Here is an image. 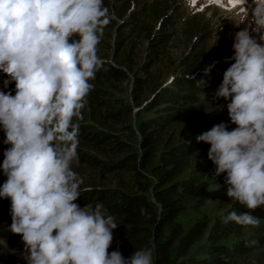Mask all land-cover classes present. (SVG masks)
Listing matches in <instances>:
<instances>
[{"label": "clouds", "instance_id": "1", "mask_svg": "<svg viewBox=\"0 0 264 264\" xmlns=\"http://www.w3.org/2000/svg\"><path fill=\"white\" fill-rule=\"evenodd\" d=\"M235 16L232 62L213 93L228 122L196 139L210 146L224 195L248 210L229 212L223 223L256 227L252 211L264 207V0H239ZM110 20L104 0H0V200L10 205L7 231L23 244L18 253L0 237V250L24 264H154V245L127 258L109 252L116 217L102 203H76L79 121Z\"/></svg>", "mask_w": 264, "mask_h": 264}, {"label": "trees", "instance_id": "2", "mask_svg": "<svg viewBox=\"0 0 264 264\" xmlns=\"http://www.w3.org/2000/svg\"><path fill=\"white\" fill-rule=\"evenodd\" d=\"M134 1L139 6L138 0H130L129 4L119 8L121 11H115L118 6L109 11L118 13L120 19L125 18V12ZM145 7L148 8L147 23L162 12L158 2H145L141 9ZM143 10H133L131 24L136 25V30H130V39L142 34L140 28L143 24L137 25L136 20L143 17ZM177 11L175 7L171 23L178 22ZM112 22L110 20L109 25ZM123 27L120 26L121 29ZM167 35L165 40H156L159 47L153 55L135 63L137 77L131 93L132 105L122 98L121 85L130 70L124 69L120 63L102 61L95 79L91 81L94 87L79 121V161L74 164V171L79 174L77 168L85 167L99 175L125 173L130 184L125 186L120 181L116 189H112L106 185H90L93 182H88L92 179H87L76 203L81 207L88 203L93 206L97 202L102 203L116 217L119 226L113 232V242L108 251L118 249L125 258L133 250L154 245V264H260L257 259L262 256V251L257 249L263 245L264 232L259 237L244 235V226L234 222L224 224L223 220L209 225L206 215L201 214L207 205L209 183L200 179L192 169V159L199 147L206 144L197 142L199 135L191 141L187 138L208 114L206 108L200 106L210 99L203 101L199 96V93L207 92V87L203 84L197 86L202 79L198 72L206 67L194 70L195 65H191L190 73H176L156 92V83L171 71L166 60L158 59L168 47L170 34ZM132 45V41L125 42L122 36L118 37L115 55L119 61L127 60L126 55ZM123 47L128 48V53L119 56ZM150 91L154 93L144 101ZM142 104L144 106L135 116V130L140 134L136 147L131 143L136 139L134 130L126 123L132 121L133 107ZM145 113H151L150 117L142 121L138 115ZM124 127L131 142L126 143L119 136L124 134L121 132ZM246 211L241 205L234 209L239 214ZM254 211L252 215L258 219L264 217L263 209ZM191 214H200L201 217L191 220L188 218ZM181 216H187L186 221H182ZM1 236L7 237L9 246L22 250L19 235L9 233L5 227Z\"/></svg>", "mask_w": 264, "mask_h": 264}, {"label": "rangeland", "instance_id": "3", "mask_svg": "<svg viewBox=\"0 0 264 264\" xmlns=\"http://www.w3.org/2000/svg\"><path fill=\"white\" fill-rule=\"evenodd\" d=\"M116 3L109 0H104V4L107 5L108 10L110 8L117 9L115 11L119 12L120 7L126 6L129 4L130 0H115ZM139 6L134 3L130 4L128 7L127 14L125 12V18H119L118 13L114 14L113 11H109L111 16L112 24H108L105 27L104 33L101 37L100 43L98 45V56L102 61H107L110 64H114L115 61L120 63L121 66L127 71L128 78L122 83L121 87L123 89L122 98L128 105H132V91L135 86V79L137 77L136 64L140 59H146L148 55H153L155 50L159 47L157 46L156 40L163 39L165 40L170 34V39L168 42V47L164 48L163 54H160L159 60L165 61L167 65L171 68V71L166 74L160 80L155 87L156 92L161 86L172 80L174 75L179 72L192 71L190 69L191 65H195L194 70L212 65V62L221 61L223 59L226 61V58L233 55L232 52V39L233 34L239 29L234 24V21L237 19L235 12L237 11L239 0H138ZM147 2L152 4L158 2V8L161 9V14L152 19L149 23L146 22V17L148 15V8L141 9L142 5ZM237 5V8H233ZM176 9L177 13H181V23L173 21L171 23L170 17L173 16V12ZM133 10L134 12H139L143 10V17L136 20L137 25L143 24V27L140 28L142 34L140 36L134 35L130 39V30H136V25L131 24L133 20ZM125 19V20H124ZM125 21V22H124ZM129 21V22H127ZM124 22V24H123ZM146 23V24H145ZM175 23V24H174ZM191 24V25H190ZM120 26H124L122 29ZM119 33V34H118ZM217 34V35H216ZM119 36H122V39L125 42L132 41L133 45L131 46L130 52H126L127 47L119 48V56L122 54L128 53L126 56L127 60L119 61V58L116 57L117 47L116 41ZM217 36L219 37L217 42ZM130 39V40H129ZM217 42V44H216ZM189 63V64H188ZM216 63V62H215ZM188 64V65H187ZM173 69V70H172ZM3 79L5 77L0 76V88L3 86ZM164 82V83H163ZM154 92L150 91L144 98V101L151 97ZM205 95V94H204ZM203 94L200 97L203 98L204 102L201 108H206V115L203 116L202 121L199 123V127L195 132H190L188 141L194 140L197 135H200L202 132L209 130L214 124L220 122H228L227 111L222 110L224 101L221 99L219 101L214 100L213 96H204ZM150 99V98H149ZM144 106L142 104L139 107H133L132 111V121L126 123V126H131V129L134 130L136 139L132 142L129 140L127 129L125 127L121 132L124 131V134H120L121 139L128 143L131 142L133 146L137 145V140L140 138V134L135 130V116L138 111ZM151 113H145L143 115H138L142 121H146L150 117ZM5 145L0 141V162L3 161V152L5 150ZM138 147V146H136ZM209 145L200 146L197 154L192 159V169L197 173V176L200 179H206L209 183L208 190V201L205 208L202 209L201 214L206 215V218L209 222V225H214L219 223L222 220L223 216H226L229 212H233L234 209H238L240 205L230 198H227L224 195L225 186L223 185V176L215 177L214 176V166L207 159V151ZM80 172L78 175L82 178L83 183L81 187L87 184V181H91L90 185H106L112 189H116V186L119 185L120 181L124 183L125 186L130 184L129 177L125 173L118 174L117 172H111L108 174L99 175L97 172L91 170L90 168L78 167ZM4 177L0 173V178ZM94 177V179L92 178ZM88 179V180H87ZM264 210V207H259ZM255 212V211H253ZM239 215V213H237ZM262 215V214H261ZM201 217L191 214L188 218L195 220ZM187 216H181L182 221H186ZM260 223L256 227L244 226L245 231L244 235H253L259 237V234L264 232V217L259 219ZM9 224L6 222L5 217L0 218V237L3 233V229ZM17 237V236H16ZM19 241L20 238H18ZM9 249H12L9 247ZM15 248V247H13ZM261 252L257 260L260 264H264V240L261 248L257 249ZM7 253V250H4ZM21 250H17L19 253ZM259 253V252H257ZM19 257V256H18ZM20 262H23L22 259L18 258ZM5 263V261H4ZM6 264V263H5Z\"/></svg>", "mask_w": 264, "mask_h": 264}]
</instances>
